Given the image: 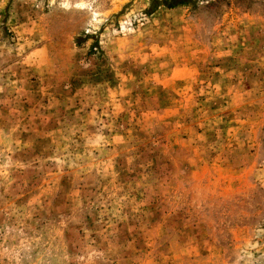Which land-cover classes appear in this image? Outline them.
<instances>
[{"label":"rangeland","instance_id":"rangeland-1","mask_svg":"<svg viewBox=\"0 0 264 264\" xmlns=\"http://www.w3.org/2000/svg\"><path fill=\"white\" fill-rule=\"evenodd\" d=\"M176 1L0 0V264H264V0Z\"/></svg>","mask_w":264,"mask_h":264},{"label":"trees","instance_id":"trees-1","mask_svg":"<svg viewBox=\"0 0 264 264\" xmlns=\"http://www.w3.org/2000/svg\"><path fill=\"white\" fill-rule=\"evenodd\" d=\"M187 2H188V0H178V1L174 2L173 4H169L166 7L170 9V8H173L176 5H185Z\"/></svg>","mask_w":264,"mask_h":264}]
</instances>
